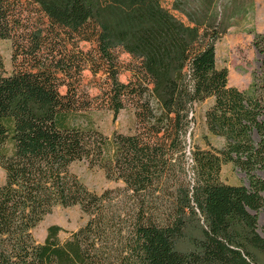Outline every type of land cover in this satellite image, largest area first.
Listing matches in <instances>:
<instances>
[{
    "label": "trees",
    "instance_id": "obj_1",
    "mask_svg": "<svg viewBox=\"0 0 264 264\" xmlns=\"http://www.w3.org/2000/svg\"><path fill=\"white\" fill-rule=\"evenodd\" d=\"M96 1L0 0V40L12 43L10 73L0 54V264H264V79L241 90L218 67L227 6ZM87 70L103 75L94 96ZM208 99L201 145L195 108ZM127 107L132 132L82 124ZM82 160L121 184L89 189L71 169ZM227 163L248 185L222 180ZM57 206L88 219L37 242L32 229Z\"/></svg>",
    "mask_w": 264,
    "mask_h": 264
},
{
    "label": "rangeland",
    "instance_id": "obj_2",
    "mask_svg": "<svg viewBox=\"0 0 264 264\" xmlns=\"http://www.w3.org/2000/svg\"><path fill=\"white\" fill-rule=\"evenodd\" d=\"M91 1L97 5L96 0ZM221 1L223 11L224 7L228 8L224 13L228 29L216 46L217 65L219 68L226 67L228 69L229 86L249 90L256 78L264 79V54L254 44L258 34L264 35V0ZM260 43L264 48V41ZM0 54L3 57L7 73H10L12 71V43L10 40H0ZM121 60L128 61V55L122 54ZM128 78L129 73L127 72L120 75L122 81H126ZM102 79V74L93 77L88 70L84 72V84H86L90 95L98 94L97 84H101ZM211 103L212 100L208 99L197 104L195 108L194 137L196 142L201 145H203L202 137L207 133L204 113ZM82 124L93 126L107 136H111L114 132L129 133L134 129L135 115L130 107L121 110L117 115L108 109H95L82 119ZM212 141L216 146L223 143L220 138H212ZM71 169L89 189L99 193L121 184L108 179L102 168L97 165L91 166L86 160L73 163ZM257 175L264 178V171H257ZM221 177L224 182L229 184L248 185L245 173L231 163L223 165ZM4 180L5 172L0 165V184ZM87 219L88 217L78 206H57L32 229V234L37 242H43L48 227L59 225L62 228L59 233L60 238L66 239L71 232L82 227ZM258 231L264 237V208L258 214Z\"/></svg>",
    "mask_w": 264,
    "mask_h": 264
}]
</instances>
